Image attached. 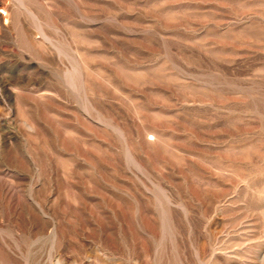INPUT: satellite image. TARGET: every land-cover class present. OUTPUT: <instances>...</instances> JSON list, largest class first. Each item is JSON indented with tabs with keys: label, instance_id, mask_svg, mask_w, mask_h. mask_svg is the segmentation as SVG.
<instances>
[{
	"label": "rangeland",
	"instance_id": "374dc122",
	"mask_svg": "<svg viewBox=\"0 0 264 264\" xmlns=\"http://www.w3.org/2000/svg\"><path fill=\"white\" fill-rule=\"evenodd\" d=\"M0 264H264V0H0Z\"/></svg>",
	"mask_w": 264,
	"mask_h": 264
}]
</instances>
